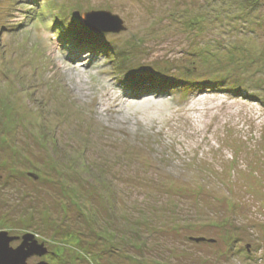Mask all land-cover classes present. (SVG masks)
Returning a JSON list of instances; mask_svg holds the SVG:
<instances>
[{
    "label": "rangeland",
    "instance_id": "1",
    "mask_svg": "<svg viewBox=\"0 0 264 264\" xmlns=\"http://www.w3.org/2000/svg\"><path fill=\"white\" fill-rule=\"evenodd\" d=\"M0 231L25 264H264V0H0Z\"/></svg>",
    "mask_w": 264,
    "mask_h": 264
},
{
    "label": "water",
    "instance_id": "2",
    "mask_svg": "<svg viewBox=\"0 0 264 264\" xmlns=\"http://www.w3.org/2000/svg\"><path fill=\"white\" fill-rule=\"evenodd\" d=\"M84 17V23L94 31H120L124 28L121 18L117 14H113L107 10L88 11L85 12ZM110 18L116 21V23L110 24ZM200 239L205 240L206 238L202 237L197 240ZM12 240L13 238L8 236L7 232L0 231V264H25L30 255L43 253L42 246L37 244L33 235H25L23 243L17 248L10 246ZM26 246L27 248L25 249Z\"/></svg>",
    "mask_w": 264,
    "mask_h": 264
},
{
    "label": "bare ground",
    "instance_id": "3",
    "mask_svg": "<svg viewBox=\"0 0 264 264\" xmlns=\"http://www.w3.org/2000/svg\"><path fill=\"white\" fill-rule=\"evenodd\" d=\"M75 59V58H74ZM77 60V59H76Z\"/></svg>",
    "mask_w": 264,
    "mask_h": 264
},
{
    "label": "trees",
    "instance_id": "4",
    "mask_svg": "<svg viewBox=\"0 0 264 264\" xmlns=\"http://www.w3.org/2000/svg\"><path fill=\"white\" fill-rule=\"evenodd\" d=\"M90 34V33H89Z\"/></svg>",
    "mask_w": 264,
    "mask_h": 264
}]
</instances>
